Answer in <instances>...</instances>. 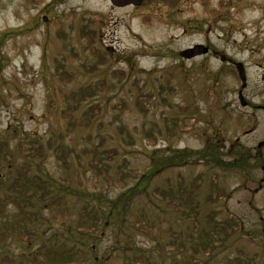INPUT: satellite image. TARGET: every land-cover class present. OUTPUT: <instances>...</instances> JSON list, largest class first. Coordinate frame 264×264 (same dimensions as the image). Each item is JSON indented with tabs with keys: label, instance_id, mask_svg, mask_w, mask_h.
Returning a JSON list of instances; mask_svg holds the SVG:
<instances>
[{
	"label": "rangeland",
	"instance_id": "1",
	"mask_svg": "<svg viewBox=\"0 0 264 264\" xmlns=\"http://www.w3.org/2000/svg\"><path fill=\"white\" fill-rule=\"evenodd\" d=\"M42 15L46 16L45 22ZM80 28L91 31L94 46L104 56L102 62H97V57L87 49V36L79 34ZM4 32H8L7 35H2ZM0 36V131L4 138L12 137L16 131V136L9 140L11 147L22 137L45 141L51 130L57 133L66 131L65 121L58 111L64 105L60 93L85 84H104V89L102 86L100 92L81 102L79 110L98 105L100 114L96 120L88 126L66 132L63 137L72 149L68 156L69 170L64 169L52 154H48L39 165L40 172L52 181L62 182L64 187L80 180L82 186L91 192H106L111 197L118 192L103 187V182L93 180L89 170H83L85 160L91 157L86 150L91 147L98 151L114 149L116 154L112 159H105L111 166L116 168L126 159L127 166L137 169L140 174L151 162L150 152L153 161L155 157L171 154L172 148L197 149L213 143L227 149L232 140L246 145L253 152L258 149L257 143L264 139L263 111L253 115L251 132L247 131V126L239 129L227 119L225 112L228 108L241 114L248 111L246 107H240L237 100L238 80L223 77L220 84L225 90L220 91V100L214 103L205 99V91L193 90L199 88L195 85L202 83V77L188 76L189 82L194 84L192 88L179 71L176 51L185 42L179 29L144 23L135 11L113 6L109 0H0ZM58 64H62L71 76L59 79L55 74ZM114 70H121L124 74L120 76ZM250 82L263 83L260 76H251ZM146 94L150 97H145ZM138 95L143 100L144 111L136 105ZM260 97H264V87L255 98ZM181 108L190 113L182 112ZM182 114L203 117L194 125V131L202 134L201 139L195 134L183 133L167 141L160 135L158 128L163 130L165 119ZM242 120L247 124L243 116ZM146 130L154 134L155 145L149 141L151 138L145 137ZM259 152L264 159V145ZM200 172L204 181L196 189L200 206L198 217L214 210L217 220L232 218L239 230L213 257L194 254L202 259L200 263L197 258L198 264H226L229 257L239 252L255 258V264H264V166L253 169L247 177L236 174L226 177V172L219 168L190 162L159 171L150 180L149 187L156 185L176 192L180 184L190 189V183ZM6 173H9L6 167H1L0 177ZM214 173H218L217 185L223 188V197L207 206L205 199ZM134 181L129 180V184ZM71 196L66 195L67 205L71 207L70 217L74 218L82 201ZM133 208L137 214L144 212L158 219L157 234L167 228L186 234L191 232L192 226L184 215L165 207L152 195L139 193ZM12 212L13 207L9 206L7 213ZM70 217L56 221L53 231L58 235L67 234L66 229L73 225ZM115 232V228H108L104 236L102 232L96 243L91 244L94 264H129L113 250ZM49 233L44 235L40 229L39 236L36 235L29 245L23 240L9 239L4 246L16 254L29 252ZM132 234L137 252L142 251L151 262L188 264L186 260H191L187 252L182 255L165 252L157 236H144L135 231ZM11 256L19 259L14 254Z\"/></svg>",
	"mask_w": 264,
	"mask_h": 264
},
{
	"label": "trees",
	"instance_id": "2",
	"mask_svg": "<svg viewBox=\"0 0 264 264\" xmlns=\"http://www.w3.org/2000/svg\"><path fill=\"white\" fill-rule=\"evenodd\" d=\"M7 33L4 32L2 35H7ZM83 34L87 33L82 32L81 35L85 36ZM86 46L90 53L97 57V62L103 61L104 56L94 46L90 35L87 36ZM113 72H119L120 76L124 74L121 70ZM55 74L59 79L71 76L63 69L62 64L56 65ZM102 86L104 89L102 82L85 84L65 91L66 93H60L64 105L58 111L65 121L66 131L59 130L57 133L51 130L45 141L22 137L16 141L14 147H11L9 140L16 136V131L14 137L10 138L2 137L4 134L0 131V168L4 166L9 172L6 176L0 177V245L2 247L0 264H94L95 258L91 256V244L96 243L101 233L103 232L104 236L105 230L111 227L116 229L115 238H113L116 244H113V250L120 256L122 255L126 263L158 264L151 262L142 251L137 252L138 247L135 245L132 234V231H135L144 236H157L159 241H162V249L165 252L181 255L187 252L191 260H186V262L198 264L197 258L200 257L194 254L200 253L202 257H213L218 249L226 246V241L228 242L236 233L235 231L239 230L232 218L217 220L214 217V210L205 213L202 218L198 217L200 206L196 198V189L203 184L202 172L194 177L190 183V189L180 184L176 192L169 188L164 190L156 185L149 187L150 180L159 171L167 167L183 166L190 162L219 168L226 172V177L231 174L247 177L253 169L264 166L262 154L252 152L250 148L236 140L230 141L231 144L227 149H222L223 145L213 143L204 144L203 147L197 149L172 148L171 154L155 157L153 161L152 152L148 151L151 162L140 174L137 169L127 166L126 159H123L122 164H118L116 168L111 166L106 160L112 159L116 154L112 148L103 149V151H98L94 147L87 148L86 151L91 153V157L85 160V164L82 165L83 170H89L93 180L103 182V187L116 189L118 192L113 197L106 192L87 190L80 180L76 184L68 183L64 187L62 182L52 181L45 173L39 171V165L48 154H52L64 169L69 170L68 156L72 149L66 145L63 137L66 132L76 127L88 126L96 120L100 114L98 105H91L81 112L79 110L81 102L86 98H91L96 92H100ZM219 95L218 91H211L206 93L205 99L216 101ZM144 96L150 97L149 94ZM136 105L144 111L141 95L136 96ZM180 110L190 113L186 108ZM233 111V108L226 110L227 119L239 129H244L246 124L242 120L243 114L235 111L233 113ZM201 118L203 119L194 114L175 115L170 119H165L163 130L158 128V131L167 141L172 136L183 133H192L201 139L202 134L194 131V125L200 122ZM149 130L152 131V129ZM151 131L146 130L145 137L151 138L149 141L155 145L157 141ZM217 179L218 173L210 177L209 192L205 199L207 206H211L223 197L224 191L221 186L217 185ZM129 180L135 181L130 185ZM257 183L260 184L258 180ZM139 193L145 196L152 195L165 207H170L175 212L184 215V219L192 226L191 232L186 234L184 231L176 232L167 228L157 234L155 227L158 226L156 223L158 219L149 217L147 213L137 214L134 211V199ZM67 194L82 201L74 218L70 217L71 207L67 205ZM9 206L13 207V212L10 214L7 213ZM65 217H70L73 225L68 226L67 234L58 235L56 231H53L54 223ZM40 229L44 235L50 232L49 236L29 252L22 251L16 254L5 248L4 245L9 239L23 240L26 245H29L35 240L36 235L39 236ZM6 253L9 254L6 255ZM11 254L19 259L15 260ZM173 264L184 263L174 261ZM226 264H255V258L239 252L229 257Z\"/></svg>",
	"mask_w": 264,
	"mask_h": 264
},
{
	"label": "flooded vegetation",
	"instance_id": "3",
	"mask_svg": "<svg viewBox=\"0 0 264 264\" xmlns=\"http://www.w3.org/2000/svg\"><path fill=\"white\" fill-rule=\"evenodd\" d=\"M117 1H130L111 4L135 11L144 23L179 29L185 39L176 51L179 70L192 88L188 76L202 77L193 90L224 91L222 78L238 77L240 67L245 75V118L250 122L256 112H264V97L255 98L264 87V0ZM251 76H260L262 85L251 83Z\"/></svg>",
	"mask_w": 264,
	"mask_h": 264
},
{
	"label": "water",
	"instance_id": "4",
	"mask_svg": "<svg viewBox=\"0 0 264 264\" xmlns=\"http://www.w3.org/2000/svg\"><path fill=\"white\" fill-rule=\"evenodd\" d=\"M112 1H113L114 3H116V4H124V3L130 2V1L118 2L117 0H112ZM180 53H181V55H182V54H184V51H183V52H180ZM239 71L241 72L240 78H241V81H242V86H244V85H245V77H244V75H242V69H241V68H239ZM237 97H238V99H239V101H240V104L243 106V105L245 104V99H244V97H243V95H242L241 90H239V91L237 92ZM262 143H263V142L260 141L258 145H261Z\"/></svg>",
	"mask_w": 264,
	"mask_h": 264
}]
</instances>
